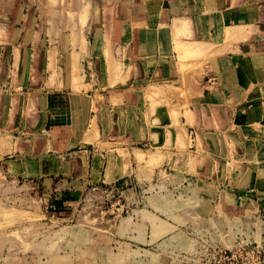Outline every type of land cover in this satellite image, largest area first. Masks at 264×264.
Returning <instances> with one entry per match:
<instances>
[{
    "label": "rangeland",
    "instance_id": "obj_1",
    "mask_svg": "<svg viewBox=\"0 0 264 264\" xmlns=\"http://www.w3.org/2000/svg\"><path fill=\"white\" fill-rule=\"evenodd\" d=\"M118 19L102 16L103 29L98 27V33L94 34L89 31L84 39L86 43L95 47L99 42H109L116 30L125 28L123 24L126 23ZM71 20L73 25L81 21L74 15ZM180 22L183 24L178 29L187 28L188 22ZM70 35L83 41L81 31ZM124 37L122 49L104 52L94 49L93 56L99 52L100 64L92 66L94 71L88 77L93 79L87 86L82 87L81 81H74L80 67L78 58L72 56L63 64L62 56L59 57V92L58 95L53 93L49 104L54 110L72 106L77 111L80 107L77 97L84 96L92 102L89 117L96 115L89 131L101 146L130 141L125 135L133 131V136L137 137L130 144L133 148L159 146L154 142L162 137L163 146L170 154L177 156L186 150L201 157L196 164L192 156L189 157V168L179 161V165L168 162L169 167L162 173L156 168L141 169L137 180L140 179L139 189L146 188L143 193L147 199L141 200L139 205L147 209L146 216L166 225L153 223L149 243L142 245L147 251H140L141 248L134 245L136 242L128 239L129 229L139 232L138 226H134L133 210H130L131 193L121 192L120 188L110 191L94 188L86 191L72 208H63V204L46 195L41 187H30L27 177L8 174L0 166V264H216L213 259H217V255H211L215 244L227 254L234 253L238 261L247 260L246 264H254L253 257L244 258L239 250L243 252L258 246L259 259L264 264V120L252 125L247 134L237 119H233L235 112L215 113L205 109L197 112L195 98L199 97L200 82L197 81L200 75L197 68L203 55L193 53L199 46L191 43L187 49L174 42V51H180L175 61L148 58L145 62L142 53L133 54L135 48H131L130 36L124 34ZM109 60H114L120 69L111 68ZM69 74L72 79L66 81ZM175 74L179 81L174 80ZM30 90V86H24L13 101L0 104V136L12 139L16 148L0 154V164L9 157L7 154L15 157L33 153L34 146L46 134L43 110L37 102L27 103L29 97L36 99ZM171 92L173 96L168 95ZM132 95L139 97L137 104L129 99ZM151 100L152 112L149 111ZM130 105L134 106V116L116 117L115 109L126 110ZM187 107L193 115L183 113ZM81 119L82 130H85L88 120ZM130 120L134 123H129ZM139 133L146 139L138 137ZM250 156L258 158L253 163L249 161ZM246 165L257 166L262 179V186L250 190L252 193L258 191L253 197L258 207L241 209L224 217V210L218 209L219 199L215 193L203 196L211 197L210 209L199 208L205 193L201 188L214 191L236 188L235 184L245 181L246 177L248 180ZM195 168L198 171H191ZM241 193H244L243 188L237 187L235 194ZM211 227L216 234H224L225 228L230 240L224 241L220 235L216 236L219 243L209 241L205 234Z\"/></svg>",
    "mask_w": 264,
    "mask_h": 264
},
{
    "label": "crops",
    "instance_id": "obj_2",
    "mask_svg": "<svg viewBox=\"0 0 264 264\" xmlns=\"http://www.w3.org/2000/svg\"><path fill=\"white\" fill-rule=\"evenodd\" d=\"M73 15L81 20L80 23L78 20L76 25L71 23ZM104 15L119 17L118 22L121 18L126 23L123 24L125 28L116 30L109 42H99L93 47L84 39L89 31L94 34L98 33V27L103 29ZM180 20L188 22L187 28H177L182 23ZM77 31L82 32L83 41L70 35ZM124 34L130 36L131 48L138 52L133 54L142 53L145 62L148 58L175 61L180 51H174V42L187 49L191 43L199 46L193 53L203 55L197 68L200 71L199 97L195 98L197 112L202 109L215 113L235 112L233 119H237L248 134L252 125L264 120V0H0V104L13 101L20 93L18 90L28 85L36 99L29 97L27 103L37 102L47 121L46 134L34 146L33 153L15 157L7 154L9 157L1 160L0 166L8 174L27 177L30 187H41L46 195L63 204V208H72L86 191L94 188L109 191L120 188L121 192L131 193L130 210H133L134 226H138L139 232L129 229L128 239L136 242L134 245L141 248L140 251H147L142 245L149 243L152 224L158 222L163 226L166 223L146 216L147 209L139 205L141 200L147 199L143 193L146 188L139 189L140 179L137 180L141 169L156 168L162 173L169 167L168 162L179 165V161L189 168V157L192 156L195 164L201 157L186 150L177 156L170 154L163 146L162 137L154 142L159 146L133 148L130 144L137 138L133 131L125 135L130 141L101 146L89 131L96 115L89 117L92 102L84 96L77 97L80 100L77 111L72 106L54 110L49 104L53 93L58 95L59 92V57L62 56L63 64L72 56L78 58L80 67L74 81H81L82 87L87 86L93 79L88 77L94 71L92 66L100 64L99 52L93 56L94 49L103 52L122 49L125 47ZM111 62V68L120 69L114 60ZM165 69L169 72L167 66ZM71 79L69 74L66 81ZM174 80H180L178 74ZM175 95L178 97V92ZM129 99L135 104L139 102L137 95ZM130 106L126 110L115 109L116 117L134 116V106ZM149 111H154L152 100ZM183 113L193 115L190 107ZM81 117L88 120L85 130H82ZM129 123L134 122L130 120ZM142 136L143 133L138 134ZM14 144L7 136H0V154L15 151ZM257 158L250 156L249 161L254 163ZM246 167L247 173H244L249 176L248 180L246 177L245 181L235 184L236 188L217 191L203 187L201 190L205 193L201 198L216 193L217 206L224 210V217L255 207L258 203L253 197L258 191L252 193L250 190L259 188L264 181L260 179L257 166ZM191 171L196 172L198 168ZM237 187L243 188L244 193L236 195ZM210 200L211 197L203 198L199 208L210 209ZM208 219L212 218L208 216ZM210 230L205 234L209 241L219 243L216 236L220 235L222 240H230L225 228L224 234L214 233L212 227ZM228 230L231 232L230 227Z\"/></svg>",
    "mask_w": 264,
    "mask_h": 264
},
{
    "label": "built area",
    "instance_id": "obj_3",
    "mask_svg": "<svg viewBox=\"0 0 264 264\" xmlns=\"http://www.w3.org/2000/svg\"><path fill=\"white\" fill-rule=\"evenodd\" d=\"M212 253L211 255L214 257L217 255V259H215L214 257V261H216V264H246V261L243 260H237L234 258V253H229L227 254L226 251L221 250L220 247H212ZM240 254H242L244 256V258H247L249 256L253 257L252 262L254 264H261V261L259 259V248L257 246V248L255 249H251V250H245V251H241L239 250ZM215 253V255H214ZM217 253V254H216ZM248 263V262H247Z\"/></svg>",
    "mask_w": 264,
    "mask_h": 264
}]
</instances>
